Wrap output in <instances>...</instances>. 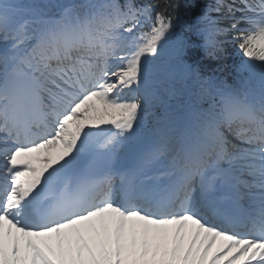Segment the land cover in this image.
Returning a JSON list of instances; mask_svg holds the SVG:
<instances>
[{
    "label": "snow or ice",
    "instance_id": "obj_1",
    "mask_svg": "<svg viewBox=\"0 0 264 264\" xmlns=\"http://www.w3.org/2000/svg\"><path fill=\"white\" fill-rule=\"evenodd\" d=\"M197 2L0 0V264H264V0L196 17L236 86Z\"/></svg>",
    "mask_w": 264,
    "mask_h": 264
},
{
    "label": "trees",
    "instance_id": "obj_2",
    "mask_svg": "<svg viewBox=\"0 0 264 264\" xmlns=\"http://www.w3.org/2000/svg\"><path fill=\"white\" fill-rule=\"evenodd\" d=\"M152 0H136L137 4L151 3ZM212 0H198L191 8L181 7L179 10V20L175 21V27L171 39L175 41L177 37H183L189 41L191 47L187 59L189 61L197 60L205 67V74L214 75L224 80L228 85L236 86L239 82L248 77V71L240 67L242 57L237 54L233 44L225 45V53L222 60H212L206 58L203 49L199 47L202 43V37L196 34V28L199 26L196 17L200 14L201 9ZM239 15V14H238ZM222 26H227L223 24ZM226 39V38H225ZM218 65L223 66L222 72L212 71Z\"/></svg>",
    "mask_w": 264,
    "mask_h": 264
}]
</instances>
